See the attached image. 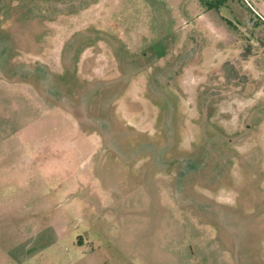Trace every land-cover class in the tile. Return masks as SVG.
I'll return each instance as SVG.
<instances>
[{"label":"rangeland","instance_id":"1","mask_svg":"<svg viewBox=\"0 0 264 264\" xmlns=\"http://www.w3.org/2000/svg\"><path fill=\"white\" fill-rule=\"evenodd\" d=\"M215 2L0 0V149L98 207L67 264H264V0Z\"/></svg>","mask_w":264,"mask_h":264},{"label":"crops","instance_id":"2","mask_svg":"<svg viewBox=\"0 0 264 264\" xmlns=\"http://www.w3.org/2000/svg\"><path fill=\"white\" fill-rule=\"evenodd\" d=\"M14 153L20 151L14 152L6 146L0 149V219L9 223L17 221V235L6 236L2 247L0 245L2 262L5 263L7 259L11 262L16 260L20 264H67V261L80 258L87 249L92 253L94 247L87 246L89 241H82L77 230V222L83 219L80 218V212L88 210L92 213L95 211L94 207L98 209L90 202V193H82L86 198L78 196L80 189L89 188L86 181L88 179L80 180L82 187H79V181L73 183L72 179L66 189L74 190L72 193L63 191L62 187L56 190L51 188L55 197L51 204V197L45 196L46 184L38 182L35 186H30L34 179L45 180L47 176L44 177L41 171V177L38 167L31 165L27 159L29 153L26 155L23 151V157L8 156ZM48 253H58L59 260L47 262L50 257ZM102 260L105 261L104 256Z\"/></svg>","mask_w":264,"mask_h":264},{"label":"trees","instance_id":"3","mask_svg":"<svg viewBox=\"0 0 264 264\" xmlns=\"http://www.w3.org/2000/svg\"><path fill=\"white\" fill-rule=\"evenodd\" d=\"M224 1L225 0H216V2L214 3V5L220 4V3L224 2ZM209 6H212V5L209 4Z\"/></svg>","mask_w":264,"mask_h":264}]
</instances>
